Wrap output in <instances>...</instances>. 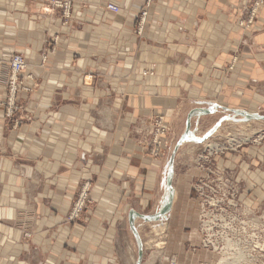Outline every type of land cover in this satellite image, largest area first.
<instances>
[{
	"label": "crops",
	"instance_id": "0c3cea01",
	"mask_svg": "<svg viewBox=\"0 0 264 264\" xmlns=\"http://www.w3.org/2000/svg\"><path fill=\"white\" fill-rule=\"evenodd\" d=\"M109 2L120 11L107 9ZM240 3L75 0L65 24L50 0H0V98L9 58L21 53L32 86L21 97L33 113L12 128L0 110L4 264H31L32 252L45 256L64 242L76 247L64 264H110V253L91 248L115 242L132 204L138 218L157 203L163 163L143 145L149 116L165 115L178 136L189 111L211 101L264 112V4L245 28ZM251 158L257 163L253 151ZM87 181L91 227L105 224L103 237L91 227L81 237L78 225L65 222Z\"/></svg>",
	"mask_w": 264,
	"mask_h": 264
},
{
	"label": "rangeland",
	"instance_id": "374dc122",
	"mask_svg": "<svg viewBox=\"0 0 264 264\" xmlns=\"http://www.w3.org/2000/svg\"><path fill=\"white\" fill-rule=\"evenodd\" d=\"M50 4L59 10L52 0ZM62 21L70 24L71 18ZM14 55L24 58L21 53L10 56L0 98L1 115L12 128L33 119L27 100L21 97L32 88L28 82L31 76L23 74L27 66L19 73L16 88L9 83ZM221 105L211 101L192 108L178 136L173 135L163 114L144 121L143 145L154 160L163 163L157 203L139 209L143 216L136 213L138 218L132 215V207L136 208L132 204L115 230V242L92 247L95 254L101 248L110 253V264H264V112L245 107L225 110ZM160 117L167 131L162 137L165 144L157 146L156 120ZM252 151L257 163L251 158ZM92 187L91 182H85L64 214L66 223L79 226L81 237L92 225ZM91 230L103 237L108 228L103 224ZM31 236V229L24 231V240ZM1 247L4 264L8 257ZM75 249L64 242L59 250L53 245L45 256L32 252L29 258L31 264H64Z\"/></svg>",
	"mask_w": 264,
	"mask_h": 264
},
{
	"label": "built area",
	"instance_id": "2783aa9c",
	"mask_svg": "<svg viewBox=\"0 0 264 264\" xmlns=\"http://www.w3.org/2000/svg\"><path fill=\"white\" fill-rule=\"evenodd\" d=\"M74 0H52V3L55 7H57L60 10L61 17L68 21L72 16V4ZM153 0H146V6H150L151 2ZM264 4V0H241L240 3V12H239V25L245 28H249L252 26V24L255 21V18L261 8V6ZM107 9L113 11V12H119L120 6L116 4L115 2H109L107 4ZM147 9H145L142 12L143 20L144 17L147 16ZM142 20V21H143ZM11 64V70L12 74L10 76V85L12 88H16L17 81L19 78V73L24 70L27 66L24 58L20 55H14L12 56L10 60ZM240 111V110H237ZM157 123V134L155 143L157 146L165 144L164 141H162L163 134L166 133L167 128L165 127L163 123V118H159L156 120ZM159 150V148L157 147ZM158 150L155 151V154H158Z\"/></svg>",
	"mask_w": 264,
	"mask_h": 264
},
{
	"label": "bare ground",
	"instance_id": "6f19581e",
	"mask_svg": "<svg viewBox=\"0 0 264 264\" xmlns=\"http://www.w3.org/2000/svg\"><path fill=\"white\" fill-rule=\"evenodd\" d=\"M244 115H245V114H244ZM245 117H246V116H245ZM174 198H175V197H174V194H173V193H172V194H170V202H171V203H173V202H174Z\"/></svg>",
	"mask_w": 264,
	"mask_h": 264
},
{
	"label": "water",
	"instance_id": "95a60500",
	"mask_svg": "<svg viewBox=\"0 0 264 264\" xmlns=\"http://www.w3.org/2000/svg\"><path fill=\"white\" fill-rule=\"evenodd\" d=\"M233 111H236L237 113L239 112V111H237V110H233Z\"/></svg>",
	"mask_w": 264,
	"mask_h": 264
}]
</instances>
